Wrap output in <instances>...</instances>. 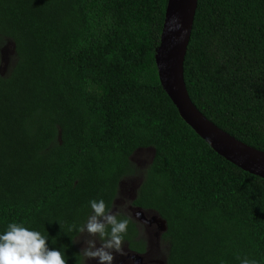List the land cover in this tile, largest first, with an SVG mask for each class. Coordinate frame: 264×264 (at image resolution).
<instances>
[{"label": "trees", "instance_id": "16d2710c", "mask_svg": "<svg viewBox=\"0 0 264 264\" xmlns=\"http://www.w3.org/2000/svg\"><path fill=\"white\" fill-rule=\"evenodd\" d=\"M167 3L0 0V42L16 47L0 73V234L22 223L80 264L70 226L142 176L130 203L166 222L167 264H264V178L214 151L161 86ZM184 75L209 120L264 151V0H199Z\"/></svg>", "mask_w": 264, "mask_h": 264}, {"label": "water", "instance_id": "95a60500", "mask_svg": "<svg viewBox=\"0 0 264 264\" xmlns=\"http://www.w3.org/2000/svg\"><path fill=\"white\" fill-rule=\"evenodd\" d=\"M199 0H168L163 30L155 61L162 88L184 121L226 160L253 175L264 178V151L235 138L209 120L193 103L184 75V62ZM179 27H176V25ZM137 213L144 218L141 208ZM164 225L159 216L151 220Z\"/></svg>", "mask_w": 264, "mask_h": 264}, {"label": "clouds", "instance_id": "9594fccd", "mask_svg": "<svg viewBox=\"0 0 264 264\" xmlns=\"http://www.w3.org/2000/svg\"><path fill=\"white\" fill-rule=\"evenodd\" d=\"M89 204L92 211L86 222L72 224L69 231H76L79 236L86 237V247L80 253L86 260L96 259L98 264H114L116 254H128L124 250V243L133 217L123 210L128 209L129 201L120 205L116 211L113 209L117 205L110 207L103 198L93 199ZM139 215L136 213L137 217ZM97 241L100 243L99 247ZM52 242L55 244V239ZM0 264H67V257L64 251L49 248L48 235L31 230L22 223L13 222L0 234ZM241 264L258 262L244 257Z\"/></svg>", "mask_w": 264, "mask_h": 264}, {"label": "flooded vegetation", "instance_id": "af4514ba", "mask_svg": "<svg viewBox=\"0 0 264 264\" xmlns=\"http://www.w3.org/2000/svg\"><path fill=\"white\" fill-rule=\"evenodd\" d=\"M11 40L13 42V48H14V57L16 59V47H15V43L13 41V39L9 38L8 36H3V39L0 43V73L1 75H7L9 73V71L12 69L15 59L10 61V68L9 71L7 73V71L4 73L1 71V61L3 60L2 54H3V48L5 47V45L7 44V42ZM2 59V60H1ZM7 73V74H6ZM137 179L139 180L137 183H135V185L133 186L132 190L129 192L130 196H131V200L135 199L136 194H137V190L140 187V184L142 183V176L137 177ZM123 185L121 184V189L119 191V195L121 194V190H122ZM118 203V197L115 199L114 204L116 205ZM139 209V207H135L133 206L130 202L128 205V209L126 212L127 214H131L133 219L135 220V228L136 231H129V235L133 236V241L129 242L127 239H125V243H124V250L128 253L126 256H121L119 254H116V258L114 260V264H167V254L166 256L159 260V259H154L155 255L160 252L161 253V249H160V242L164 241L167 243L168 247H167V251L169 250V243L167 240L163 239V234L166 232L167 230V225L166 222L164 223V225H161L159 222L156 221H152L151 218L153 216H158L157 213L155 212H151V211H147V210H143L144 212V218L146 220H151L150 222H146L144 221L143 217H141L140 215L137 217L136 213L137 210ZM118 210V208H114L113 211ZM148 214H153L150 218H148ZM139 220H141L142 222H140ZM153 232V234H152ZM86 237L85 236H78L75 238L76 242H75V247L81 252L82 249L84 247H86L85 243H83L85 241ZM157 242V243H156ZM131 243L135 244L134 246L136 247V245H139L138 248L141 250L144 247V250L139 251L137 249H134L131 247ZM100 246L99 241H97V247ZM143 246V247H142ZM81 262L80 264H98V260L96 259H89L86 260L85 257H83L81 255Z\"/></svg>", "mask_w": 264, "mask_h": 264}, {"label": "rangeland", "instance_id": "374dc122", "mask_svg": "<svg viewBox=\"0 0 264 264\" xmlns=\"http://www.w3.org/2000/svg\"><path fill=\"white\" fill-rule=\"evenodd\" d=\"M14 48H13V42L11 40H9L7 42V44L5 45V47L3 48V54H2V57H3V60L1 61V71L2 72H6L8 73L9 71V66H10V61L14 60L13 57H14ZM6 73V74H7ZM153 155V149L152 148H149V149H140L138 150L134 156L132 157V159L134 160V162L136 163V165L138 166V168H144L150 161L151 157ZM139 180L138 179H135L134 180H131V179H128L126 181H124L122 183L123 187H122V190H121V194L118 196V203L116 204L117 205V208L120 206V205H123L126 201H131V196H130V191L132 190L133 186L135 185V183H137ZM129 205V204H128ZM125 212H128L127 210H123ZM153 214H148V218H150ZM140 222H142L141 220H139ZM153 234V232H152ZM85 243V242H83ZM157 243V242H156ZM167 243L164 242V241H161L160 242V249H161V253L158 252L156 255H155V258L154 259H163L166 254H167Z\"/></svg>", "mask_w": 264, "mask_h": 264}]
</instances>
